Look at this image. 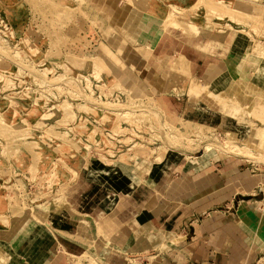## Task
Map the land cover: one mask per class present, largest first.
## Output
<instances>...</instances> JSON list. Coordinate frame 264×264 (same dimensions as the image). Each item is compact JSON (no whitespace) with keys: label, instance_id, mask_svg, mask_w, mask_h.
I'll return each mask as SVG.
<instances>
[{"label":"rangeland","instance_id":"obj_1","mask_svg":"<svg viewBox=\"0 0 264 264\" xmlns=\"http://www.w3.org/2000/svg\"><path fill=\"white\" fill-rule=\"evenodd\" d=\"M118 1L104 0L102 11L121 33L132 23V6L163 15L155 37L173 28L214 37L233 30V52H248L260 67L244 81L211 66L204 82L189 78L177 57L165 90L185 92L189 104L186 96L167 103L129 91L127 42L116 31L104 42L88 0H0V240L9 248L38 224L84 242L90 231L69 195L86 175L148 182L154 162L168 157L170 166L211 151L264 173V0ZM146 20L149 29L153 19ZM159 196L146 206L156 207ZM10 218L18 221L6 229ZM80 259L99 264L88 253Z\"/></svg>","mask_w":264,"mask_h":264},{"label":"crops","instance_id":"obj_2","mask_svg":"<svg viewBox=\"0 0 264 264\" xmlns=\"http://www.w3.org/2000/svg\"><path fill=\"white\" fill-rule=\"evenodd\" d=\"M124 1L120 0L119 6ZM103 2L87 3L100 14L104 42H108L105 36L110 31L127 42L128 56L122 58L129 72L124 80L133 94L148 92L167 103L186 96L188 105L185 92L165 90L177 57L184 58L189 78L204 82L211 66L244 81L253 80L260 67L248 52L241 56L233 52V30L214 37L189 36L173 28L155 37L163 15L132 6V23L121 33L102 11ZM147 18L153 19L149 29ZM120 19L124 21L119 15L117 22ZM219 80L217 73L214 81L218 84ZM243 164L240 158L211 151L179 164L172 162L173 166H169L168 157L154 162L146 175L149 183L128 174L114 175L108 181L80 177L69 204L85 217L90 236L86 234L84 242L62 240L38 224L12 248L0 240V264H91L80 259L84 253L99 264H253L264 254V173ZM154 194L160 195L159 204L148 208V197ZM8 220L6 229L18 221Z\"/></svg>","mask_w":264,"mask_h":264},{"label":"bare ground","instance_id":"obj_3","mask_svg":"<svg viewBox=\"0 0 264 264\" xmlns=\"http://www.w3.org/2000/svg\"><path fill=\"white\" fill-rule=\"evenodd\" d=\"M135 1H136V0H135ZM135 1H134V2H135ZM143 1H144V0H143ZM146 1H148V0H146ZM149 1H150V0H149ZM141 2H142V1H141ZM118 3H119V1H118ZM135 3H136V2H135ZM139 3H140V1H139ZM123 4H125V3H123ZM140 4H141V3H140ZM146 4H148V3H146ZM138 5H139V4H138ZM244 5H245V4H244ZM138 7H139V6H138ZM143 7H144V6H143ZM176 7H177V5H176ZM212 8H213V7H212ZM142 9H143V8H142ZM171 9H172V8H171ZM248 9H249V8H248ZM145 10H146V9H145ZM174 10H176V9H174ZM174 10L172 9V11H174ZM187 10H188V9H187ZM67 11H68V10H67ZM172 11H171V12H172ZM176 11H177V10H176ZM182 11H183V10H182ZM243 11H244V10H243ZM185 13H186V11H185ZM172 14H173V13H172ZM190 17H191V16H190ZM192 18H193V17H192ZM262 18H263V17H262ZM243 19H244V18H243ZM245 20H246V19H245ZM178 24H179V27L181 26V29H182V25H181L180 23H178ZM178 24L176 23V25H178ZM185 24H186V23H185ZM185 24H184V25H185ZM187 24L189 25L190 22H187ZM167 25H168V24H167ZM184 25H183V27H185V28L188 26V25H187V26H184ZM189 27H191V24H190ZM187 29H188V28H187ZM185 30H186V29H184V31H185ZM198 30L200 31V29H198ZM197 35H199V32H198ZM197 35L195 34L194 36H197ZM219 61H220V60H219ZM215 68H216V67H215ZM215 68H214V70H215ZM182 76H183V75H182ZM170 77H171V76H170ZM174 79H176V78H174ZM172 81H174V80H172ZM168 86H169V85H168ZM148 200H150V199L148 198ZM151 200H152V199H151ZM153 200H154V199H153ZM149 202H150V201H149ZM173 205L176 206L175 204H173Z\"/></svg>","mask_w":264,"mask_h":264},{"label":"built area","instance_id":"obj_4","mask_svg":"<svg viewBox=\"0 0 264 264\" xmlns=\"http://www.w3.org/2000/svg\"><path fill=\"white\" fill-rule=\"evenodd\" d=\"M255 264H264V254L259 258Z\"/></svg>","mask_w":264,"mask_h":264}]
</instances>
